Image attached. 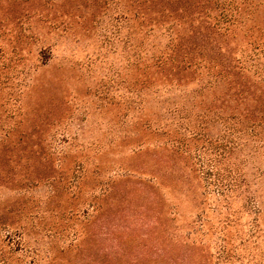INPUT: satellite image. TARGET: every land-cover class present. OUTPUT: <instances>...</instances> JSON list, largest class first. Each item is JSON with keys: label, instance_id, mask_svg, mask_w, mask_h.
<instances>
[{"label": "rangeland", "instance_id": "rangeland-1", "mask_svg": "<svg viewBox=\"0 0 264 264\" xmlns=\"http://www.w3.org/2000/svg\"><path fill=\"white\" fill-rule=\"evenodd\" d=\"M222 2L0 0V264L245 263L216 178L263 184L264 133L222 157L227 86L166 75L158 36Z\"/></svg>", "mask_w": 264, "mask_h": 264}, {"label": "trees", "instance_id": "trees-1", "mask_svg": "<svg viewBox=\"0 0 264 264\" xmlns=\"http://www.w3.org/2000/svg\"><path fill=\"white\" fill-rule=\"evenodd\" d=\"M215 7H218V4ZM206 8L203 14L190 11V18L184 17L185 20L177 22L178 25L184 26V30L189 31L190 35L182 29H174L158 36L163 37L161 46L169 56L166 75H196L195 77L207 86H227L222 94L233 102L234 106L231 107L229 115L221 117L224 131L222 142L225 143L222 144L220 154L222 157H228L236 149L234 138L239 139L243 131L250 135L245 138L250 139V142L256 139L263 141L264 0H227L216 10H209L211 6ZM213 11L217 13L214 14ZM194 20L200 22H196L197 28L194 26ZM196 29L202 31L200 35L195 36ZM228 42L238 45L244 42L245 47L232 49L227 46ZM210 54L213 56H208ZM206 55L208 58L204 57ZM197 61H202L200 66L203 68L200 72L198 70L201 67ZM158 65L165 67V60L160 55ZM236 159L235 157L232 163L237 167H230L222 174L224 177L216 178V185L225 186L227 191L217 199L215 211L218 210L217 213L221 217L223 233L225 229L232 228L240 231L234 242V250L241 253V260L245 259L244 252H247L250 246H256L247 253L244 264H264V183L248 179L241 162ZM237 192L241 196L237 195ZM236 201L238 206H235ZM244 215L250 220L242 222ZM225 246L222 247L221 256L225 254L223 258L227 259L229 251Z\"/></svg>", "mask_w": 264, "mask_h": 264}]
</instances>
